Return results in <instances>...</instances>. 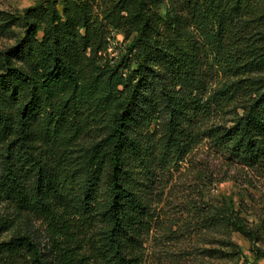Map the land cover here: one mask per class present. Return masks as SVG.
<instances>
[{
    "label": "trees",
    "instance_id": "1",
    "mask_svg": "<svg viewBox=\"0 0 264 264\" xmlns=\"http://www.w3.org/2000/svg\"><path fill=\"white\" fill-rule=\"evenodd\" d=\"M0 33V264H144L160 177L200 145L264 174V0H39Z\"/></svg>",
    "mask_w": 264,
    "mask_h": 264
},
{
    "label": "rangeland",
    "instance_id": "2",
    "mask_svg": "<svg viewBox=\"0 0 264 264\" xmlns=\"http://www.w3.org/2000/svg\"><path fill=\"white\" fill-rule=\"evenodd\" d=\"M38 1L0 0V11L20 12ZM109 37L106 57L117 60L127 41L122 33L112 32ZM13 45L10 33H0V51ZM154 194L152 226L143 241L144 264L252 262L256 249L264 251V174L227 166L203 144L161 175ZM227 202L248 229L259 233V241L233 232L219 219L205 225L204 218L221 211Z\"/></svg>",
    "mask_w": 264,
    "mask_h": 264
}]
</instances>
